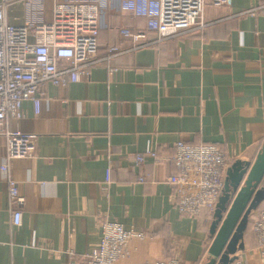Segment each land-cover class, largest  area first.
I'll use <instances>...</instances> for the list:
<instances>
[{"label": "crops", "instance_id": "obj_1", "mask_svg": "<svg viewBox=\"0 0 264 264\" xmlns=\"http://www.w3.org/2000/svg\"><path fill=\"white\" fill-rule=\"evenodd\" d=\"M7 7L9 23L51 21L55 2ZM101 6L98 56L125 52L90 67L75 83H44L40 112L24 101L12 130L36 136L35 153L10 162L25 202L19 227L10 224L7 183L0 171V264H87L101 224L120 223L144 234L117 264L177 259L205 264L213 212L181 215L178 198L192 186L172 185L174 146L210 144L229 164L254 163L264 144V0L207 5L206 26L158 41L146 20L121 10L124 0H88ZM122 30L145 34L133 49ZM147 150L137 164L135 157ZM5 141L0 137V167ZM141 179H144L142 181ZM250 214L244 249L232 264H264Z\"/></svg>", "mask_w": 264, "mask_h": 264}, {"label": "built area", "instance_id": "obj_2", "mask_svg": "<svg viewBox=\"0 0 264 264\" xmlns=\"http://www.w3.org/2000/svg\"><path fill=\"white\" fill-rule=\"evenodd\" d=\"M40 0H26V4ZM14 0H0V137L5 141L4 164L0 171L7 183V205L10 224L19 227L25 202L18 184L10 174V162L34 156L36 136L10 128V122L23 118L24 101H32L35 113L40 112L42 87L52 82L59 85L75 83L89 76L90 67L102 60H110L125 52L111 47L104 59L98 56L100 4L93 1L55 2L51 21L41 19L25 25H14L7 20V7ZM225 0H124L121 10L146 20V30L163 41L206 24L203 12L207 5L219 6ZM264 6L249 11L262 13ZM131 39L132 48L148 45L144 33L122 30ZM154 157L147 150L137 155L135 162ZM173 162L177 173L168 178L172 185L193 187V192L178 198L181 215L196 217L203 210L214 212L224 187L229 162L216 146L176 143ZM144 181V179H141ZM99 244L88 255L87 264H117L127 254L128 244L141 240L144 234L126 230L120 223L101 224ZM257 249L264 259V208L252 226ZM143 264H182L177 259L159 260Z\"/></svg>", "mask_w": 264, "mask_h": 264}, {"label": "water", "instance_id": "obj_3", "mask_svg": "<svg viewBox=\"0 0 264 264\" xmlns=\"http://www.w3.org/2000/svg\"><path fill=\"white\" fill-rule=\"evenodd\" d=\"M264 201V144L254 163L234 161L226 169L224 187L213 212V236L205 264H232L243 251L250 214Z\"/></svg>", "mask_w": 264, "mask_h": 264}, {"label": "trees", "instance_id": "obj_4", "mask_svg": "<svg viewBox=\"0 0 264 264\" xmlns=\"http://www.w3.org/2000/svg\"><path fill=\"white\" fill-rule=\"evenodd\" d=\"M263 202H264V201H262L261 203H263ZM261 203H260V205H261ZM260 205L258 206L259 209H260ZM263 207H264V206H263ZM258 208H257V209H258ZM204 211H207V210H204Z\"/></svg>", "mask_w": 264, "mask_h": 264}]
</instances>
